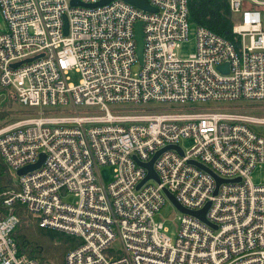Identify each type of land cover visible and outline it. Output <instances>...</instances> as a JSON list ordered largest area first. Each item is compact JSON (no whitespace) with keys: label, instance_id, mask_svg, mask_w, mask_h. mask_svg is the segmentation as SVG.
<instances>
[{"label":"built area","instance_id":"obj_1","mask_svg":"<svg viewBox=\"0 0 264 264\" xmlns=\"http://www.w3.org/2000/svg\"><path fill=\"white\" fill-rule=\"evenodd\" d=\"M71 1L0 0V92L38 109L0 121V161L16 173L44 155L39 169L0 190V264H38L14 240L19 209L41 229L80 240L64 264H264V185L250 179L264 165V116L149 107L264 101V0H227L238 43L196 27L195 52L184 59L176 51L188 42V0H146L152 11L123 0L91 8L102 0ZM168 146L182 155L162 152L153 163L158 182L143 183L139 163ZM190 162L223 182L217 187ZM103 166L113 171L107 185L98 179ZM165 191L189 211L210 203L205 216L215 229L181 212L172 242L155 220L169 202Z\"/></svg>","mask_w":264,"mask_h":264},{"label":"trees","instance_id":"obj_2","mask_svg":"<svg viewBox=\"0 0 264 264\" xmlns=\"http://www.w3.org/2000/svg\"><path fill=\"white\" fill-rule=\"evenodd\" d=\"M188 13L190 24H194L196 27H204L229 42L238 43V37L232 32L233 18L227 0H188ZM0 93H5L8 100L4 108L0 109V121H4L13 113L11 108L14 100L8 90ZM8 121L10 120L5 121V123ZM12 188L14 185H11L10 173L0 161V190L6 191ZM18 213L20 223L14 233V240L19 251L37 260L38 264H64L66 254L80 244V240L71 235L55 230L41 229L22 209H19ZM33 227H37L38 231L41 232L42 240L35 238ZM47 236L50 237L48 243L57 240L61 245L59 249L62 259L58 254L54 255V252L51 253L44 247L43 240H47Z\"/></svg>","mask_w":264,"mask_h":264},{"label":"rangeland","instance_id":"obj_3","mask_svg":"<svg viewBox=\"0 0 264 264\" xmlns=\"http://www.w3.org/2000/svg\"><path fill=\"white\" fill-rule=\"evenodd\" d=\"M189 35H188V42L183 44L179 50L176 51V54L179 58L184 59L190 54L195 52L196 49V43H195V35H196V26L194 24H191L189 26ZM6 30V24L3 20V17L0 13V32H4ZM71 80L77 81L79 76L77 74H71ZM8 102L5 93L0 94V109H3L5 104ZM112 107V106H111ZM150 108L155 109H163V110H175V111H182L183 109L188 110H195L200 112H213V111H233V112H239V113H247L254 116L263 117L264 116V101H240V102H233V103H226V102H208V103H190L186 105H150ZM173 107V108H172ZM13 111L12 115L8 117V119L4 120H13V119H22L24 117L30 116L31 114H34L35 111H38V109L34 110H27L23 108L22 106L16 104V102H12V108ZM81 112H91L93 111V108H85L80 107L78 108ZM3 121V122H4ZM258 131L264 132V129L262 127L257 128ZM192 142L191 141H182L181 147L187 151L191 147ZM10 182L11 185H16L18 181V177L14 172H10ZM98 173V179L104 184H109L113 179V171L111 167L103 166L99 167L97 169ZM251 181L254 184L264 185V165H261L257 167L250 176ZM63 202L71 205H75L77 203V198L73 196H66L63 198ZM181 212L177 210V208L171 204L170 202H167L164 204V206L161 208V210L158 212V214L155 216L156 221H161L166 226L168 232L166 235L171 239L172 242L175 241L177 236V231L179 227V220L178 218L181 216ZM34 228V236L35 238L42 240L40 234L41 232L38 231L37 227ZM68 241V239H65ZM50 241V237L47 236V240H43L44 247H46L51 253L54 252V255L58 254L62 259V254L60 252L61 245L56 241H53L52 243H48ZM59 241V240H58ZM113 246L116 249H120L121 245L119 240L117 239ZM54 248V250H53Z\"/></svg>","mask_w":264,"mask_h":264},{"label":"water","instance_id":"obj_4","mask_svg":"<svg viewBox=\"0 0 264 264\" xmlns=\"http://www.w3.org/2000/svg\"><path fill=\"white\" fill-rule=\"evenodd\" d=\"M109 1L111 0H102L101 2H98L97 4L95 5H85V7H98V6H101V5H104L106 3H108ZM131 5H133L134 7L136 8H140L142 10H145V11H152V8L149 6L148 2L146 0H123ZM70 5L71 6H75V5H83V4H78L77 1L75 0H72L70 2ZM84 6V5H83ZM63 33L64 35H67V23L64 19V28H63ZM135 40H136V43H137V48H136V55H137V60H138V63L139 64H142V61H143V33H142V24L141 23H137L136 26H135ZM32 61V59H29V60H26L24 61L23 63H28ZM21 63H18V64H14L12 65V68H16L18 66H20ZM218 69L222 72H227V65L224 64V65H220L218 67ZM169 149H173L175 151H177L180 155H182V151L179 147L177 146H168L162 150H160L159 152H157L153 157L152 159L147 162V163H144V164H141L139 163L142 167H144L146 170H147V175H146V178L144 179L143 183L145 181H147L148 179H153V180H156L158 182V179H157V176L154 172V169H153V163L154 161L157 159V157L164 151L166 150H169ZM44 160V155L43 154H40L39 157H38V160L32 164V165H29V166H26V167H23L19 170H17V172L15 173L17 177H21V176H24L28 173H31L37 169L40 168L42 162ZM136 160V159H135ZM137 161V160H136ZM138 162V161H137ZM191 164H194L196 165L197 167H199L200 169L208 172L209 174H211L215 180H216V186L218 187V185L223 182V180H220L219 178H217L209 169L205 168L204 166L198 164V163H194V162H190ZM238 181V180H237ZM217 187H216V190H217ZM216 190H215V194H216ZM165 195L167 196V198L169 199V202L171 204H173L177 210H179L180 212H183L185 214H189L197 219H199L200 221L208 224L209 226L213 227L215 229V226L209 224L206 220V212L210 206V203H207L205 205V207L203 209H201L200 211H189V210H186L184 208H182L177 202L176 200L174 199V197L167 191H165Z\"/></svg>","mask_w":264,"mask_h":264},{"label":"bare ground","instance_id":"obj_5","mask_svg":"<svg viewBox=\"0 0 264 264\" xmlns=\"http://www.w3.org/2000/svg\"><path fill=\"white\" fill-rule=\"evenodd\" d=\"M190 1V0H189ZM190 29V28H189ZM218 35V34H217Z\"/></svg>","mask_w":264,"mask_h":264}]
</instances>
